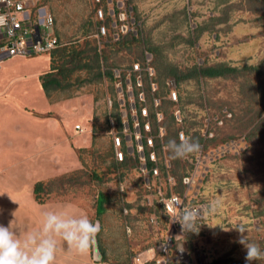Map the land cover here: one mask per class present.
Here are the masks:
<instances>
[{
    "label": "rangeland",
    "instance_id": "374dc122",
    "mask_svg": "<svg viewBox=\"0 0 264 264\" xmlns=\"http://www.w3.org/2000/svg\"><path fill=\"white\" fill-rule=\"evenodd\" d=\"M46 6L60 46L95 40L105 69L121 72L150 56L166 143L179 141L183 133L200 137L202 150L199 158L196 153L183 159L171 158L165 148V154L157 152L158 169L168 167L164 176L172 180L154 185L149 180L147 189L131 161L116 165L111 157V133L121 130L114 116L130 124L112 79L86 82L87 74L76 72L70 88L45 96L38 77L49 70L48 54L5 59L0 63V221L37 225L49 207L69 205L67 211L100 222L88 251L94 264H133L166 237L184 249L182 264H264L246 261L238 242L240 226L249 242L264 250V0H47ZM122 22L125 34L117 30ZM129 34L137 44L111 45ZM219 66L233 71L177 80ZM168 79L175 83L174 102L164 87ZM27 133L32 135L25 138ZM43 140L46 150L33 148ZM9 157L14 168L4 164ZM34 169L39 175L31 174ZM184 175L192 176L188 191L180 184ZM37 182L40 204L32 194ZM184 192L189 203L218 202L215 212H202L196 232L182 231L180 224L172 230L156 199L158 193ZM98 196L104 201L96 214Z\"/></svg>",
    "mask_w": 264,
    "mask_h": 264
},
{
    "label": "built area",
    "instance_id": "2783aa9c",
    "mask_svg": "<svg viewBox=\"0 0 264 264\" xmlns=\"http://www.w3.org/2000/svg\"><path fill=\"white\" fill-rule=\"evenodd\" d=\"M44 1L0 0V15L8 17L7 25L0 27V63L5 59L48 54L57 47V40L53 33V19ZM117 30L120 34H125L127 32L125 23L122 22ZM100 33L103 34L102 28ZM111 75L116 101L120 107L127 109L130 113V124L122 121L121 130L118 133H111L110 145L113 160L121 163L125 155L131 158L136 157V168L141 184L147 189L150 186L149 180L153 181L151 185L157 183L159 179L170 183L172 179L166 174L162 177L158 169L157 152L162 155L165 153L162 144L165 131L161 125L162 115L158 110L159 100L155 97L156 80L151 66V57L145 54L140 63L133 62L121 72L111 70ZM164 87L167 89L168 100L174 102L176 99L174 81L166 80ZM106 103L110 107L109 99ZM110 125L113 130L112 123ZM74 129L76 132L80 131L78 125H75ZM179 135L180 133L178 140ZM180 184L185 191H188L193 184L192 176H183ZM186 198L188 196L185 192L180 196L158 193L156 199L162 212L169 217L172 230L179 224L173 220L182 210L195 208L201 212L204 211L202 204L189 203ZM122 212L125 214V210ZM200 222L201 219L197 220V225ZM170 252H172L171 255H169ZM145 260L146 264H182L187 258L184 249L173 244L170 237H166L156 247V251L151 252Z\"/></svg>",
    "mask_w": 264,
    "mask_h": 264
},
{
    "label": "clouds",
    "instance_id": "9594fccd",
    "mask_svg": "<svg viewBox=\"0 0 264 264\" xmlns=\"http://www.w3.org/2000/svg\"><path fill=\"white\" fill-rule=\"evenodd\" d=\"M8 17L0 15V27L6 26ZM173 159H183L199 153L202 146L198 140L179 135V141L169 139L164 145ZM217 201L206 206L203 214L216 211ZM69 205L49 207L42 213L39 227H29L23 232L13 228V221L8 226L0 224V264H56L57 252L61 247L74 250L83 255L96 243L101 231L100 222H93L87 214H76L67 211ZM202 218L199 209H184L174 218L181 225L182 231L196 232L199 230L197 220ZM241 233L239 243L246 249L245 260L248 262L264 260V250L256 243L249 242L243 235L246 230L238 226ZM149 249L140 256L133 258V264H146L145 258L153 252Z\"/></svg>",
    "mask_w": 264,
    "mask_h": 264
},
{
    "label": "trees",
    "instance_id": "16d2710c",
    "mask_svg": "<svg viewBox=\"0 0 264 264\" xmlns=\"http://www.w3.org/2000/svg\"><path fill=\"white\" fill-rule=\"evenodd\" d=\"M44 2L46 5L47 0H45ZM53 28H54V21H53ZM53 33L57 40V47H55L53 50H51L48 53L50 57L48 72L38 77L40 89L42 90L45 96H49L51 93L59 92L70 88L71 86L70 78L76 72L83 71L85 74H87V78L85 79L86 82H100L101 79H104V77H108L109 79H112L111 70L105 69L104 68L105 66H103V61H105L103 60V55L101 54L100 50H97V47L93 45L95 40L85 39L81 46L80 45L78 46L75 43L60 46L59 39L56 36L54 29H53ZM127 36L129 37V39H126V36H121L120 39H118L111 45L112 46L121 45L122 47H127L128 44H132V45L137 44V40L132 34H129ZM142 58L140 59L139 63L142 61ZM151 65H152V60H151ZM232 69L233 68L230 69L229 67H220V66L206 67L198 70L197 72L192 71L190 74L188 73V75H183L179 77L177 80L195 78L196 74L198 76L212 78V77L220 76L225 72L233 71ZM114 120L116 121L115 123L117 126V130L119 131L121 129V122L119 120L118 113L114 116ZM171 122L172 121H170V124ZM162 124L164 125V118ZM176 126L178 125L176 124ZM188 137H192V135ZM165 138L166 136L163 137L162 139V142L164 140L163 143H166ZM197 140L200 143L201 141L200 137L199 139L197 138ZM111 157H112V152H111ZM128 161L132 162V164L135 167V170L137 171L136 157L131 158L125 155L124 161L121 163H116L113 160V162L116 165H126ZM159 173L163 177L164 175L163 168L159 167ZM41 191H42L41 184L39 182L35 183L32 187V194L34 196L35 201L38 204L42 202V199L39 197ZM103 201L104 199L102 198V196L97 197L96 209H95L96 214H99L100 210H102L101 206L103 204ZM172 252H170V255L172 254Z\"/></svg>",
    "mask_w": 264,
    "mask_h": 264
},
{
    "label": "crops",
    "instance_id": "0c3cea01",
    "mask_svg": "<svg viewBox=\"0 0 264 264\" xmlns=\"http://www.w3.org/2000/svg\"><path fill=\"white\" fill-rule=\"evenodd\" d=\"M13 59H15V58H13ZM38 89H40L39 86H38ZM39 106H41V105L39 104ZM26 124H28L29 130H30V125L32 126V124L31 123H26ZM34 134H36V133H34ZM38 134H40V133H38ZM29 135L30 134L27 133V137H25V135L23 137L28 138ZM44 142H45V140L40 141L39 144L35 145V147H33V148L36 150L37 149L41 150V151L46 150V146H45ZM12 149L13 148H11V151H12ZM29 150H31V149L29 148L26 151L29 152ZM10 160H11V158L9 157L7 163H4V164H7L8 166L14 168V164H11L13 166L9 165V163L12 162V160L11 161ZM52 168H50L49 171L52 170ZM7 169H9V167ZM36 170L34 169L33 172H31V174L34 173V171H36ZM41 170H42V173H44V174H46V172H48V171H46V169L45 170L41 169ZM37 175H39L38 171H36V175H33V176H37ZM0 224L8 226V223H6L4 220L0 221ZM36 224L37 225H34V224L33 225H28V224L24 225V224H22V225H15V226L12 225V226L14 229L23 232L26 228H29V227H39L41 223H36ZM93 260H90V258L88 256V252L86 254L81 255V254L75 252L74 250H67V249L61 247L60 250L57 252L56 264H94L96 259H94V257H93Z\"/></svg>",
    "mask_w": 264,
    "mask_h": 264
}]
</instances>
